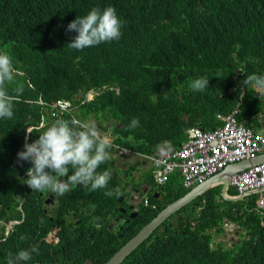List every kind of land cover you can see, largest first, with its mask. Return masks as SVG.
<instances>
[{"label": "trees", "instance_id": "obj_1", "mask_svg": "<svg viewBox=\"0 0 264 264\" xmlns=\"http://www.w3.org/2000/svg\"><path fill=\"white\" fill-rule=\"evenodd\" d=\"M39 3L61 24L92 7L112 6L122 21V35L83 51L69 49L78 33L43 31ZM0 52H7L17 69L7 91L24 89L13 117L0 119V220L19 222L9 236L0 237V264H7L9 253L33 247L38 251L19 264H105L164 208L190 192L171 179L159 198L149 194V207L141 205L136 218L114 226L104 209L113 218L124 205L117 202L120 195H105L118 188L117 176L111 175L107 189L76 188L81 193L76 204L60 205L57 216L50 214L41 195L46 190L25 185L31 163L17 159L25 143L38 139L33 133L26 142V128L49 108L30 101L41 97L49 105L95 90L91 99L76 100L72 114L80 120L91 116L100 125L101 120L113 123L115 143L145 155L167 143L179 147L188 128L218 126L216 115L229 114L239 102L240 122L248 120L246 125L257 128L254 117L264 115L263 97L242 84L247 75L264 76V0H0ZM201 77L208 79V88L193 91L190 82ZM134 118L139 126L130 129ZM66 199L67 194L59 196L61 203ZM202 199L199 215L183 207L122 264H264L259 195L234 203L213 189ZM73 213L77 218H71ZM229 222L244 234L231 246L213 245Z\"/></svg>", "mask_w": 264, "mask_h": 264}, {"label": "clouds", "instance_id": "obj_2", "mask_svg": "<svg viewBox=\"0 0 264 264\" xmlns=\"http://www.w3.org/2000/svg\"><path fill=\"white\" fill-rule=\"evenodd\" d=\"M37 18L39 26L43 31L58 32L61 28L63 30L68 28V31L78 33L72 42L66 46L73 50L83 51L86 48L97 46L102 42L118 40L122 35V21L116 9L112 6H108L104 9L92 7L86 15H78L70 24L66 22L61 24L60 19L52 13L51 9L39 3ZM16 74L17 69L14 68L10 55L7 52H0V119H11L13 117L14 104L24 91L21 85L14 90V94H10L5 87L6 83L13 82ZM242 84H244L247 89H264V76H258L256 74L247 75L246 79L242 81ZM208 85V79L201 77L193 79L189 86L193 91H204L208 88ZM94 94H96L95 90L88 93L79 92L76 98L58 99L49 105L43 102L41 97L37 101H30L32 104L45 105L49 108H44L45 115L40 112V121L37 124L26 128L28 134L26 142H28L29 136L33 133H38V139H35L32 143H25L24 149L17 153L18 161H27L32 165L26 170L27 179H25V185L33 191L46 190L45 192L52 202H55L56 199L59 200V196H57L56 193L59 195L67 194V199L65 202L61 203V205L65 204L67 207L76 204V199L81 195L76 189L78 188L77 185L82 184L84 188L90 187L91 191L108 188V183L112 174L111 171L107 169L98 172L97 170H101L103 166L101 164L104 163L105 165L110 162L113 167L112 171L126 173L125 164L128 157H136L144 166L148 162L153 165L152 161L145 156H153L159 150L174 153L187 141H184L179 147L167 143L165 146L159 147L154 154L150 155L136 154L131 150L117 145L115 143L116 134H112V130L114 129L113 123L103 121L107 126L102 123V125H100L94 118H92V122H88L91 116H89L87 120H80L77 116L72 114L76 109V105L74 104L76 100L87 98L88 95L92 98ZM164 95L166 96L167 93ZM242 99L243 92L240 94V100ZM57 101L70 102L72 104L70 111L57 117L53 116V106ZM63 116L70 117V120L63 119ZM50 121L52 122L50 123ZM138 126L139 121L134 118L128 127L134 129ZM192 128L193 127L188 128L186 133ZM203 129L205 128H202V130ZM241 131L244 132L245 130L242 128ZM69 166L71 167V174H69ZM99 166L101 167L98 168ZM155 174L156 168L153 174L154 183ZM175 174L170 177L166 184L171 179H178V181L183 184L180 174ZM129 180V177L126 178L124 183L127 181L129 182ZM156 187L158 188L156 191L152 189L145 191L144 196L138 203L137 196L130 197V203L133 206L132 213L137 211L139 213L140 206L144 205L143 198H149L151 192L152 194L159 193V190L163 186L158 187L156 185ZM194 188L185 189L191 191ZM120 191L121 189L119 188L109 189L105 192V195L109 197L113 195L119 196ZM149 205L150 199L149 204L144 206L149 207ZM119 210L121 211V209ZM9 223H11V227L8 229ZM18 223L19 222L15 220L10 222L0 220V237L3 235L9 236L14 232L13 228ZM96 227H100V225L96 224ZM227 227L230 229L229 233H234L239 226L229 222L226 225V230L228 229ZM3 228L5 230H3ZM37 251L38 249L33 247L30 250H20L15 256L9 253L7 264L27 262L31 259L32 253Z\"/></svg>", "mask_w": 264, "mask_h": 264}, {"label": "built area", "instance_id": "obj_3", "mask_svg": "<svg viewBox=\"0 0 264 264\" xmlns=\"http://www.w3.org/2000/svg\"><path fill=\"white\" fill-rule=\"evenodd\" d=\"M241 104L239 102L227 115L218 113L216 120L219 124L212 129L202 130L198 126L190 129L187 141L174 153L159 150L153 156H145L156 168V185L164 186L173 174L178 173L184 188L192 189L205 185L227 167L264 156V132H256L238 120ZM71 107L70 102L57 101L53 116L63 115ZM228 181L229 187L236 190V196L264 189V161L231 174ZM258 195L256 211L264 215V192ZM143 204H149L148 197L143 198Z\"/></svg>", "mask_w": 264, "mask_h": 264}, {"label": "water", "instance_id": "obj_4", "mask_svg": "<svg viewBox=\"0 0 264 264\" xmlns=\"http://www.w3.org/2000/svg\"><path fill=\"white\" fill-rule=\"evenodd\" d=\"M257 97H263L264 93L256 92ZM174 150V149H172ZM261 161H264V156H260L257 159L250 160V161H243L238 164L232 165L230 167H227L221 174H218L217 176H214L211 178L205 185L195 187L193 190H191L188 194H186L184 197L178 199L177 201L171 203L166 208H164L150 223L145 225L140 232L132 238L129 242H127L118 252L114 254V256L107 261L105 264H122L127 257H129L138 247H140L146 240H148L152 234L164 223L166 222L172 215L176 214L178 211H180L183 207H186L191 202H193L196 197H199L203 195L206 191L210 190L215 185H221V197L223 200L227 202H240L244 201L247 197L252 195H258L262 192H264V189L261 190H255L252 192L244 193L240 196H233V197H227V192L229 187V181L228 177L236 173L238 171H242L248 167H250L253 164L259 163ZM114 164V163H113ZM127 175V173H126ZM79 187L82 186L78 185ZM154 198H159V193L154 194ZM51 200V199H50ZM123 199L122 197L118 199V202H121ZM133 209V206L131 207V210ZM130 210V209H129ZM121 213L125 212V209H121ZM137 216V212H134L131 214L130 219H134ZM11 227V223L8 224V229ZM93 238V236L91 237ZM41 264V263H36Z\"/></svg>", "mask_w": 264, "mask_h": 264}, {"label": "rangeland", "instance_id": "obj_5", "mask_svg": "<svg viewBox=\"0 0 264 264\" xmlns=\"http://www.w3.org/2000/svg\"><path fill=\"white\" fill-rule=\"evenodd\" d=\"M254 91L256 92H261L263 93L264 92V89H255ZM246 91H243V94L245 93ZM88 99H90V95L87 96ZM263 101H264V98H263ZM254 120H257V122L260 124L259 127L256 128L255 131L257 132H264V115L263 113H260L259 115L255 116L254 117ZM88 122H92V119H89ZM101 123L105 126H107L106 124H104L103 120H101ZM109 126V125H108ZM112 134H117V132L113 129L112 130ZM101 165H104L101 164ZM101 166H99L98 168H100ZM107 170H110L111 171V174L112 175H116V184H117V187L121 190H126V185L124 183V180L128 177L131 176L132 173H130V175H126V173H121V172H114L112 171L113 167L111 165V163L109 164V168H106ZM104 169V170H106ZM154 171H155V167L153 165H151L149 162L145 164H140L137 169H136V173L140 176V178H143L145 176H147L150 180H148V184L149 186L151 187V189L153 191H156L158 190V188L156 187L155 183L152 181V177H153V174H154ZM176 175V174H175ZM111 180V179H110ZM129 182L133 183L134 181L131 180V177H130V180ZM78 188H81L83 187V185L81 187H79L77 185ZM220 190V189H219ZM233 190L230 191V193L232 192ZM152 194V192L150 193ZM57 196H61L59 194L56 193ZM233 195V194H231ZM129 198V195L127 197V199ZM203 204V203H201ZM60 205H61V202L56 199L55 202H53L52 205L48 206V210H49V213L50 214H53L55 212V216L58 215L59 213V208H60ZM46 207V206H45ZM188 211V207H186V212ZM185 212V213H186ZM196 214L198 215V212L195 211ZM176 218V217H175ZM129 219H126V222L128 223ZM228 228V227H227ZM228 230L230 231V229L228 228ZM244 234V231L241 230L240 227H238V229L236 230V232L234 233H224L222 234L221 236L219 237H216L215 241L216 243H223L224 245H227V246H231L232 243L238 241L240 238H241V235Z\"/></svg>", "mask_w": 264, "mask_h": 264}, {"label": "flooded vegetation", "instance_id": "obj_6", "mask_svg": "<svg viewBox=\"0 0 264 264\" xmlns=\"http://www.w3.org/2000/svg\"><path fill=\"white\" fill-rule=\"evenodd\" d=\"M140 164L141 163L138 161V159L136 157L130 156L126 160V164H125V169L127 170L126 173H127V175H130V173H132L130 177H131V180H133L134 182L133 183L128 182V181L125 182L127 189L124 191L121 190V192L119 194L120 196L118 197V199L122 197L123 200L121 202H118V199H117V202L119 204H123L124 207L126 206V208L118 207L119 209L124 208L125 209L124 213H120V214L116 213L115 216L113 218H111L110 217V210L104 209V212L106 213L107 219H111L113 221L111 225L122 224L126 221V217H130L131 214H133L132 210H131L132 204L130 203V197L131 196L132 197L137 196V203H138L142 199V197L144 196L145 191L151 189V187L148 184V180H150V179L147 176L140 178V176L136 173V169ZM128 171H131V172H128ZM41 195L45 197L44 204L46 207L53 204V202L47 196L46 192L41 193ZM128 195H129V198L127 199ZM104 203H108V201L106 200ZM62 205L65 206V204H62ZM137 214H138V211H137ZM71 218L72 219L77 218V215L75 213H73ZM77 224H80V221H78ZM97 228H99V227H97ZM46 264H50V263H46ZM53 264H61V263L57 262V263H53Z\"/></svg>", "mask_w": 264, "mask_h": 264}, {"label": "crops", "instance_id": "obj_7", "mask_svg": "<svg viewBox=\"0 0 264 264\" xmlns=\"http://www.w3.org/2000/svg\"><path fill=\"white\" fill-rule=\"evenodd\" d=\"M246 121H248V120H246ZM246 121H244V122H246ZM241 123H242V122H241ZM246 123H247V122H246ZM247 124H248V123H247ZM249 125H251V124H249ZM252 128H253L254 130H256V128L254 127L253 124H252ZM256 132H257V131H256ZM221 188H222L221 185H215V186L212 187L210 190H213V189H220V192H221ZM210 190H208V191H210ZM231 190H233V188L228 189V192H227V195H226L227 197L233 196V195H231L232 193H230ZM234 190H235V189H234ZM208 191H206L203 195H201V196H199V197H196V199H194L193 202H191L189 205H187V207L189 208V210H191V211H193V212L197 211V212H198V215H199L201 209L203 208V206H202L201 203H204V202H205L204 199H202V197H203ZM221 202H222V201H221ZM226 233H229V230H228V229L226 230ZM215 239H216V238H215ZM215 239L213 240V243H212L213 245L216 243Z\"/></svg>", "mask_w": 264, "mask_h": 264}]
</instances>
